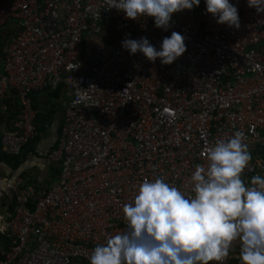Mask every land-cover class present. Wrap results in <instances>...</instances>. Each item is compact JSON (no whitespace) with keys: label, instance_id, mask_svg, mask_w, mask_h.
<instances>
[{"label":"built area","instance_id":"2783aa9c","mask_svg":"<svg viewBox=\"0 0 264 264\" xmlns=\"http://www.w3.org/2000/svg\"><path fill=\"white\" fill-rule=\"evenodd\" d=\"M230 3L239 29L218 24L200 0L174 13L165 31L104 0H0V101L17 102L0 155L20 157L37 136L33 94H67L45 161L58 165L55 181L44 193L21 178L0 187V207L7 195L13 204L0 214V264H90L95 246L125 230L123 205L145 178L191 194L206 149L236 131L255 156L242 179L264 177V13L247 0ZM110 24L122 29L107 39ZM173 31L186 51L170 65L122 47L145 37L160 50ZM222 264H240L238 241Z\"/></svg>","mask_w":264,"mask_h":264},{"label":"clouds","instance_id":"9594fccd","mask_svg":"<svg viewBox=\"0 0 264 264\" xmlns=\"http://www.w3.org/2000/svg\"><path fill=\"white\" fill-rule=\"evenodd\" d=\"M126 19L151 17L165 31L174 13L192 10L200 0H104ZM206 13L218 24L239 29L238 8L230 0H205ZM264 13V0H247ZM185 36L173 31L160 50L149 40L125 39L122 47L150 61L170 65L186 51ZM79 65L69 64L71 72ZM243 131L206 149L207 166L196 165L191 194L163 178H145L130 203L123 205L125 230L94 247L90 264H210L228 257L239 242L240 264H264V177L250 184L242 174L252 159ZM0 219H3L0 217Z\"/></svg>","mask_w":264,"mask_h":264},{"label":"crops","instance_id":"0c3cea01","mask_svg":"<svg viewBox=\"0 0 264 264\" xmlns=\"http://www.w3.org/2000/svg\"><path fill=\"white\" fill-rule=\"evenodd\" d=\"M121 29V26L118 24L108 25L105 28V31H110L111 33H108L105 38H111L114 34L119 33ZM64 96H66V98ZM50 98L51 94H48V92L41 93L37 96L36 104H34L38 107V113H42V115H46L47 113L50 114V117L47 118V123L45 125V133L40 135L37 134L35 139L27 145V147L23 150V154L17 159H8L0 162V187L3 184V181L21 178L24 180L25 184H33L37 187L39 192L44 193L48 190L51 183L55 181L52 180L51 168L45 161L49 152L52 151V149L57 146L59 142L64 112H57V109L51 104ZM57 100L62 103L67 102V94L60 91ZM2 104L5 105L8 110L3 114L4 118L0 120V136L8 131H11V122L17 111V102L13 96L10 100L3 101ZM29 145L31 148H29ZM1 156L4 155H0V157ZM47 176H49L50 180L49 185H45ZM12 207L13 204L11 197L10 195H7L6 201H4L2 207H0L3 209L2 214L10 213L12 211ZM4 241V239L0 238V247L5 245Z\"/></svg>","mask_w":264,"mask_h":264},{"label":"trees","instance_id":"16d2710c","mask_svg":"<svg viewBox=\"0 0 264 264\" xmlns=\"http://www.w3.org/2000/svg\"><path fill=\"white\" fill-rule=\"evenodd\" d=\"M48 94H51V100L52 99H57L59 97V94H60V90H56V91H47ZM43 93V92H42ZM45 93V92H44ZM41 93H36V94H33L31 97H32V102H33V107L35 109V111L38 113V107H36L34 104H36V101H37V96H39ZM3 102H0V120L4 118V113H2V110L1 108L3 107ZM50 117V114L47 113L46 115H42V113H38L37 114V118H36V121H35V127H36V131H37V134H43L45 133V128H46V123H47V118ZM35 142H38V141H35ZM29 148H31V146L29 145ZM56 146L53 148L55 149ZM52 149V150H53ZM8 159H17V158H9V157H5V156H1L0 157V162L1 161H4V160H8ZM51 168V167H50ZM59 171L55 168H51V175H52V180H55L56 179V176L58 175Z\"/></svg>","mask_w":264,"mask_h":264},{"label":"rangeland","instance_id":"374dc122","mask_svg":"<svg viewBox=\"0 0 264 264\" xmlns=\"http://www.w3.org/2000/svg\"><path fill=\"white\" fill-rule=\"evenodd\" d=\"M83 60L85 61V59L83 58ZM65 98H66V96H64ZM67 102H64V103H62V102H58V100L57 99H52L51 100V104L57 109V112H64L66 109H67V104H66ZM254 157L255 156H253L252 157V159H254ZM51 168H55V169H57L58 171H59V168H58V165H52L51 166ZM48 170H50V169H48ZM46 182H45V185H49L50 183H49V176H47V178H46ZM3 213V209L2 208H0V214H2Z\"/></svg>","mask_w":264,"mask_h":264}]
</instances>
